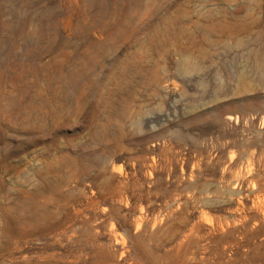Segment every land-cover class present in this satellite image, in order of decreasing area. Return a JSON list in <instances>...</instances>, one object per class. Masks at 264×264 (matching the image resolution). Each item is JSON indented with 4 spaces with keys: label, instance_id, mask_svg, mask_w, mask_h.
Masks as SVG:
<instances>
[{
    "label": "rangeland",
    "instance_id": "obj_1",
    "mask_svg": "<svg viewBox=\"0 0 264 264\" xmlns=\"http://www.w3.org/2000/svg\"><path fill=\"white\" fill-rule=\"evenodd\" d=\"M95 1L0 0V264H264V0Z\"/></svg>",
    "mask_w": 264,
    "mask_h": 264
},
{
    "label": "bare ground",
    "instance_id": "obj_2",
    "mask_svg": "<svg viewBox=\"0 0 264 264\" xmlns=\"http://www.w3.org/2000/svg\"><path fill=\"white\" fill-rule=\"evenodd\" d=\"M140 0H130V4L126 5L125 7L122 8V10L125 11V14H129L131 11L135 10L137 7L140 8ZM160 5V4H159ZM162 5V4H161ZM98 6V2H96L95 0H92V2H90V4L88 5V8L86 9V13L89 16L90 12H93L94 10H96V7ZM100 7L97 8V11L100 10L101 15L103 14V10L104 7L101 6V4L99 5ZM115 7V0L113 3V9ZM161 8V7H160ZM116 11L119 10V8L116 6L115 7ZM128 12V13H127ZM125 17V16H124ZM125 21V20H124ZM117 24V23H116ZM125 24V23H124ZM98 37V36H97ZM114 40V39H113ZM99 41V40H98ZM102 42H100V44L96 45V47L94 48V52L90 57H88V59L86 60V65H84V67L89 68L92 67L95 60H101L104 58V56L106 55V53L108 52V50H106V43H107V39H103L101 40ZM115 41V40H114ZM111 46V45H110ZM113 46V45H112Z\"/></svg>",
    "mask_w": 264,
    "mask_h": 264
}]
</instances>
